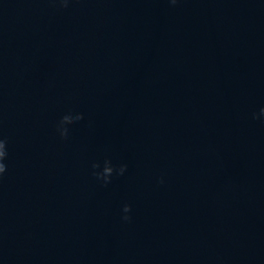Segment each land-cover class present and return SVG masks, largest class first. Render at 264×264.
Returning <instances> with one entry per match:
<instances>
[{"label":"water","instance_id":"1","mask_svg":"<svg viewBox=\"0 0 264 264\" xmlns=\"http://www.w3.org/2000/svg\"><path fill=\"white\" fill-rule=\"evenodd\" d=\"M261 108L264 0H0V264H264Z\"/></svg>","mask_w":264,"mask_h":264},{"label":"clouds","instance_id":"2","mask_svg":"<svg viewBox=\"0 0 264 264\" xmlns=\"http://www.w3.org/2000/svg\"><path fill=\"white\" fill-rule=\"evenodd\" d=\"M50 2L53 5H58L59 8L61 9H66L68 8L69 4L72 2V0H50ZM171 4H176L177 0H170ZM260 114L264 115V108H261ZM253 118L256 119L257 114L253 113ZM84 119V114L83 113H73V112H68L61 116V118L57 121L55 125V130L56 133L58 134L59 138L61 140H67L69 137V125H72L78 121H81ZM7 145H8V140L6 137L0 133V180L3 179V176L5 172L7 171V165L4 163L8 156L7 152ZM100 163L99 162H93L92 164V175L100 182L103 183L104 186H107L108 184L111 183L112 178L114 175L116 176H122L126 169L127 165L126 164H121V165H113L112 161L110 159H105L103 163V169L102 171H96L97 169H100ZM160 183H163V178L160 179ZM122 212L124 215L122 216V220L124 221H130L131 216L129 213L131 212V205L130 204H124L122 208Z\"/></svg>","mask_w":264,"mask_h":264}]
</instances>
